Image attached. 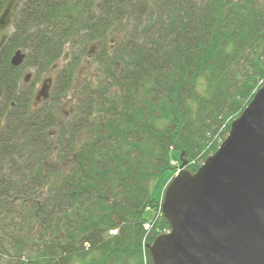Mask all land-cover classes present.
<instances>
[{"label":"trees","instance_id":"trees-1","mask_svg":"<svg viewBox=\"0 0 264 264\" xmlns=\"http://www.w3.org/2000/svg\"><path fill=\"white\" fill-rule=\"evenodd\" d=\"M13 12L0 49V262L151 264L145 246L169 229L151 186L174 171L171 150L194 172L264 84V0H22ZM88 44L96 74L77 86ZM65 45L34 106L25 70L57 67Z\"/></svg>","mask_w":264,"mask_h":264},{"label":"water","instance_id":"water-1","mask_svg":"<svg viewBox=\"0 0 264 264\" xmlns=\"http://www.w3.org/2000/svg\"><path fill=\"white\" fill-rule=\"evenodd\" d=\"M20 2L7 0L0 12V49ZM23 59L16 50L10 64L17 67ZM51 82L40 81L34 105L49 98ZM2 93L0 86V98ZM179 162L160 200L169 229L147 245L151 264H264V84L194 172L182 153Z\"/></svg>","mask_w":264,"mask_h":264},{"label":"rangeland","instance_id":"rangeland-1","mask_svg":"<svg viewBox=\"0 0 264 264\" xmlns=\"http://www.w3.org/2000/svg\"><path fill=\"white\" fill-rule=\"evenodd\" d=\"M9 31H11V29H9ZM115 33L116 32H113V34H110L108 37L110 47H112V45L117 43V41H115L117 33L116 34ZM96 48H97L96 44H93V45L88 44L86 46V50L88 49L89 51H91V55L96 51ZM87 51H85L86 54H87ZM81 61H82L81 62L82 66L77 70L76 78H75V85H77V86H78V83L80 81L91 80L92 78L95 77V74H96L97 65H96L95 61L93 62L91 56H88V55L83 56ZM60 65L61 64L57 65V67H53V69L44 73L43 75H40V74L38 75V73L35 72L34 68L26 69L24 74H23V79H24L25 75L28 73L30 74V78H29L27 83L23 82L22 84L28 85L34 79H37L36 81H34V89H37L40 86L41 79H43L44 77H47V76H50L54 82L56 72H57ZM74 100L75 99L73 96H71V93H68L67 97L64 98L60 104L62 112L67 114L68 111L71 110L70 107L74 105ZM179 158H180V152L178 150H171L170 159H171V163H172L173 167L178 165ZM174 171L172 169H168V170L164 171L156 180L153 181L152 186H151V196L153 198L161 199L164 187L167 184V182L169 181V179L172 177ZM152 214H153V212L150 209L144 213L145 217H147V218H150L152 216ZM4 262L5 261L3 259V261H1L0 264H4Z\"/></svg>","mask_w":264,"mask_h":264},{"label":"flooded vegetation","instance_id":"flooded-vegetation-1","mask_svg":"<svg viewBox=\"0 0 264 264\" xmlns=\"http://www.w3.org/2000/svg\"><path fill=\"white\" fill-rule=\"evenodd\" d=\"M11 29V28H10ZM9 33H10V31H9ZM8 36H9V34H8ZM8 38V37H7ZM22 52V51H21ZM23 54H24V57H25V53L24 52H22ZM14 54V53H13ZM91 55V51H89V54H88V56H90ZM69 56H70V52H69V47L67 46V45H65L64 46V53H63V55L60 57V59H59V64H61V65H63L68 59H69ZM24 60V59H23ZM52 85H53V79H52V82H51V88H52ZM51 88H50V91H51ZM50 91H49V93H50ZM34 92H35V89H34ZM50 97V96H49ZM40 102H43L42 100L41 101H39V102H37L36 103V105L38 104V103H40ZM35 106V105H34Z\"/></svg>","mask_w":264,"mask_h":264},{"label":"built area","instance_id":"built-area-1","mask_svg":"<svg viewBox=\"0 0 264 264\" xmlns=\"http://www.w3.org/2000/svg\"><path fill=\"white\" fill-rule=\"evenodd\" d=\"M144 228L147 230L148 229V224H145L144 225Z\"/></svg>","mask_w":264,"mask_h":264}]
</instances>
